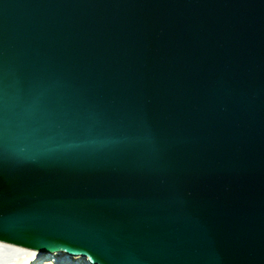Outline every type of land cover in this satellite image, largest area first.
I'll use <instances>...</instances> for the list:
<instances>
[{
	"label": "water",
	"instance_id": "95a60500",
	"mask_svg": "<svg viewBox=\"0 0 264 264\" xmlns=\"http://www.w3.org/2000/svg\"><path fill=\"white\" fill-rule=\"evenodd\" d=\"M0 241L264 264V0H0Z\"/></svg>",
	"mask_w": 264,
	"mask_h": 264
},
{
	"label": "bare ground",
	"instance_id": "6f19581e",
	"mask_svg": "<svg viewBox=\"0 0 264 264\" xmlns=\"http://www.w3.org/2000/svg\"><path fill=\"white\" fill-rule=\"evenodd\" d=\"M0 256L1 262L4 261V256L14 257L15 261L14 258H11L12 260L9 258V261L14 264H90L86 257L80 255L71 256L64 252L38 253L27 248L1 241ZM5 261L4 263L7 264Z\"/></svg>",
	"mask_w": 264,
	"mask_h": 264
},
{
	"label": "rangeland",
	"instance_id": "374dc122",
	"mask_svg": "<svg viewBox=\"0 0 264 264\" xmlns=\"http://www.w3.org/2000/svg\"><path fill=\"white\" fill-rule=\"evenodd\" d=\"M2 257H3V255H2ZM9 258L11 259L12 257H10V256H8V257L4 256V261H5L6 259H8V260L5 261L7 264H8L9 262H10L11 264H14L13 262L9 261ZM13 258H14V257H13ZM13 258H12V259H13ZM12 259H11V260H12ZM4 261H2L3 263L1 262V256H0V264H5ZM14 261H15V258H14ZM10 263H9V264H10Z\"/></svg>",
	"mask_w": 264,
	"mask_h": 264
}]
</instances>
